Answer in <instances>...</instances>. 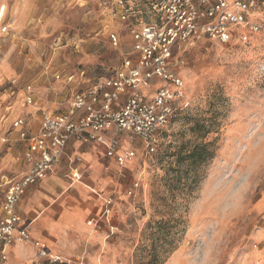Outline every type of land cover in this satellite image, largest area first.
<instances>
[{
    "label": "rangeland",
    "instance_id": "rangeland-1",
    "mask_svg": "<svg viewBox=\"0 0 264 264\" xmlns=\"http://www.w3.org/2000/svg\"><path fill=\"white\" fill-rule=\"evenodd\" d=\"M135 1L145 12L143 0ZM98 2L9 1L10 32L0 35L2 106L13 104L31 119L35 111L62 112L72 94L114 74L129 55V37ZM107 31L120 35L117 48ZM181 47L174 70L189 106L157 133L154 152L118 136L135 156L124 168L106 161L110 213L88 222L98 240L55 264H148L153 254L158 264H264V33L237 32L226 44L201 37ZM28 85L34 101L25 106ZM15 115L0 110V134ZM202 144L210 158L180 163ZM16 253L24 257L12 264H51L31 245Z\"/></svg>",
    "mask_w": 264,
    "mask_h": 264
},
{
    "label": "built area",
    "instance_id": "built-area-1",
    "mask_svg": "<svg viewBox=\"0 0 264 264\" xmlns=\"http://www.w3.org/2000/svg\"><path fill=\"white\" fill-rule=\"evenodd\" d=\"M85 0H66L74 6ZM141 12L135 0H99L98 7L115 20L129 37L130 52L114 74L86 90L71 95L63 113L41 111L38 131L30 134L31 118L18 117L1 142L12 132L25 143L26 170L20 175L0 173L5 190L0 217V264H9L8 252L17 245H31L36 256L60 263L48 256L46 246L30 241L28 226L20 227L16 205L24 190L54 173L70 141L95 142L105 148L106 157L124 168L135 156L132 150L118 154V136L139 140L147 153L154 152L158 132L169 123L175 111L189 106L185 83L176 74L175 55L184 44L203 37L226 44L237 32L264 33V20L255 17L264 0H143ZM5 8L0 7V35H9ZM147 16V17H146ZM148 18L145 22L143 19ZM105 27L104 30H106ZM110 46L117 48L120 35L107 31ZM15 86V81H11ZM24 105L33 104L32 87L25 89ZM79 179L78 176H72ZM104 216L110 213L111 200L105 201ZM92 222H89L91 224Z\"/></svg>",
    "mask_w": 264,
    "mask_h": 264
},
{
    "label": "crops",
    "instance_id": "crops-1",
    "mask_svg": "<svg viewBox=\"0 0 264 264\" xmlns=\"http://www.w3.org/2000/svg\"><path fill=\"white\" fill-rule=\"evenodd\" d=\"M9 1L0 0V7L5 8V15ZM22 10L23 6L19 4L13 7L14 16L19 22L22 18L20 14ZM6 75L0 74V87ZM4 98L6 94H0V100ZM2 104L0 103V108L4 110L5 116L16 114L11 123L22 116L20 114L23 112H19L13 104L7 103L6 106ZM63 111L52 113L59 114ZM33 117L30 134L38 131L41 122L38 111L33 113ZM2 124L3 121L0 119V130ZM7 130L0 134V173L13 176L24 172L27 168L23 155L25 143L18 140L17 130L12 132L7 143H2L1 139ZM126 150L131 149L121 148L119 145L117 152L122 154ZM109 160L114 163L113 159L106 157L105 148L99 143L70 141L65 146L64 155L55 166L54 173L24 190L22 199L16 205L20 227L30 228V241L44 244L48 256L61 259L60 262H63L66 260L62 259L80 253V249L83 251L85 242L98 240L90 230L88 222L98 223L97 221L104 216L106 191L110 189L112 183L111 176L107 174L109 170L106 161ZM72 176H78L79 179ZM4 192L5 190L0 186V217ZM23 246L17 245L9 249V264H12L13 259H23L24 254L16 253L17 248Z\"/></svg>",
    "mask_w": 264,
    "mask_h": 264
},
{
    "label": "trees",
    "instance_id": "trees-1",
    "mask_svg": "<svg viewBox=\"0 0 264 264\" xmlns=\"http://www.w3.org/2000/svg\"><path fill=\"white\" fill-rule=\"evenodd\" d=\"M183 111H175L172 114V117H171L169 123L172 121V119L175 117L176 114H179L180 112H183ZM206 132L207 131H204V133H206ZM206 147L207 146L205 144L192 146L190 148L189 152L185 155V157H182V159L180 160V163L185 162V160H189V162L192 165L202 163V161H204L207 158H210L212 156V154L207 153L208 151H207ZM51 264H55V263H51ZM148 264H158L157 256L153 254L152 259H151V261H149Z\"/></svg>",
    "mask_w": 264,
    "mask_h": 264
}]
</instances>
